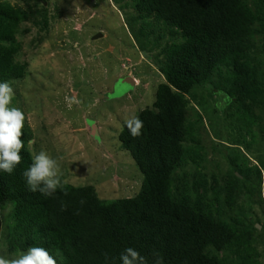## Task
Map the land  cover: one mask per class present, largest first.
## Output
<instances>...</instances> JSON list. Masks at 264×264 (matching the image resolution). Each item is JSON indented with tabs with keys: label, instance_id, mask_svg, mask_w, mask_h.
I'll return each instance as SVG.
<instances>
[{
	"label": "trees",
	"instance_id": "trees-1",
	"mask_svg": "<svg viewBox=\"0 0 264 264\" xmlns=\"http://www.w3.org/2000/svg\"><path fill=\"white\" fill-rule=\"evenodd\" d=\"M113 1L125 12L133 9L127 24L141 52L161 48L149 58L165 80L152 106L138 114L142 134L133 138L126 124L119 134L143 173L141 190L114 199L101 198L93 185L62 184L50 197L30 191L23 172L34 156L31 129L24 124L21 163L12 174L0 170V210L13 203L8 249L27 253L41 247L57 264H122L121 253L129 247L145 264H262L257 224L243 208L239 216L228 215L218 198L227 191L226 205L233 211L236 190L247 187L252 175L261 179L262 170L234 162L226 184H216L218 192L208 201L214 186L201 169L206 157L187 116V95L211 85L218 105L227 98L249 127L257 123L255 109L264 111V60L254 38L263 34L264 53V0ZM27 21L49 24L46 10L0 0V82L11 85L26 74L27 62L17 56ZM166 33L170 40L162 44ZM190 162L196 165L193 173L186 169Z\"/></svg>",
	"mask_w": 264,
	"mask_h": 264
},
{
	"label": "rangeland",
	"instance_id": "rangeland-1",
	"mask_svg": "<svg viewBox=\"0 0 264 264\" xmlns=\"http://www.w3.org/2000/svg\"><path fill=\"white\" fill-rule=\"evenodd\" d=\"M10 1L46 10L48 16L47 27L23 24L28 32L18 36L22 49L17 59L27 62V71L10 85L15 94L9 107L25 115L32 155L45 151L56 159L62 184L93 185L105 199L136 195L144 176L119 134L127 119L138 117L156 99V88L165 78L149 57L161 48L141 52L127 24L133 9L125 12L113 0ZM99 32L103 36L93 39ZM262 35L254 38L260 60ZM169 40L166 33L162 44ZM210 86L187 95V116L206 157L201 169L214 186L208 201L218 192L216 184H226L234 162L261 168V179L252 175L247 187L236 190L233 211L226 205L227 191L218 198L228 215L239 216L238 208H243L247 220L257 224L254 236L264 264V111L255 109L258 120L249 127L236 106H227V98L219 107V96L210 94ZM73 97L79 103L69 106ZM186 169L193 173L196 165L190 162ZM12 207L6 202L0 210V256L7 259L25 253L8 249Z\"/></svg>",
	"mask_w": 264,
	"mask_h": 264
},
{
	"label": "clouds",
	"instance_id": "clouds-1",
	"mask_svg": "<svg viewBox=\"0 0 264 264\" xmlns=\"http://www.w3.org/2000/svg\"><path fill=\"white\" fill-rule=\"evenodd\" d=\"M14 94V89L7 81L0 82V170L8 174H12L15 167L21 163L20 151L24 147L20 137L25 115L16 107H9ZM72 103L79 101L73 97L69 101V106ZM125 124L133 138L142 134L143 121L139 117L132 116L125 121ZM60 175L57 160L45 151L35 155L31 166L23 172L29 190L39 191L47 197L63 187ZM120 259L122 264H145V258L131 247L121 253ZM0 264H57V262L46 249L32 247L18 258L7 259L0 256Z\"/></svg>",
	"mask_w": 264,
	"mask_h": 264
},
{
	"label": "water",
	"instance_id": "water-1",
	"mask_svg": "<svg viewBox=\"0 0 264 264\" xmlns=\"http://www.w3.org/2000/svg\"><path fill=\"white\" fill-rule=\"evenodd\" d=\"M100 36H103L102 32L97 33V34L93 37V39H97V38L100 37Z\"/></svg>",
	"mask_w": 264,
	"mask_h": 264
},
{
	"label": "crops",
	"instance_id": "crops-1",
	"mask_svg": "<svg viewBox=\"0 0 264 264\" xmlns=\"http://www.w3.org/2000/svg\"><path fill=\"white\" fill-rule=\"evenodd\" d=\"M136 79V78H135ZM136 81H138L137 79H136Z\"/></svg>",
	"mask_w": 264,
	"mask_h": 264
}]
</instances>
